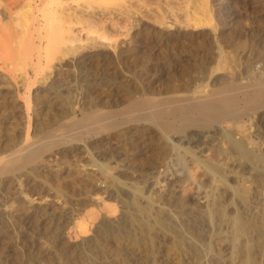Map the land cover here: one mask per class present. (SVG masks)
Returning a JSON list of instances; mask_svg holds the SVG:
<instances>
[{
	"label": "rangeland",
	"instance_id": "1",
	"mask_svg": "<svg viewBox=\"0 0 264 264\" xmlns=\"http://www.w3.org/2000/svg\"><path fill=\"white\" fill-rule=\"evenodd\" d=\"M176 1L63 0L74 28L88 33L37 78L61 74L76 90L75 111L64 115L67 94L40 100L31 146L22 102L0 94V160L41 150L0 175V264H264V113L239 102L238 120L174 140L146 116L209 90L212 79L219 87L264 74V0ZM174 7L177 21L166 11ZM15 75L20 85L24 71ZM2 78L0 68L6 92ZM71 118L83 124L67 127ZM227 134L242 141L245 159Z\"/></svg>",
	"mask_w": 264,
	"mask_h": 264
},
{
	"label": "bare ground",
	"instance_id": "2",
	"mask_svg": "<svg viewBox=\"0 0 264 264\" xmlns=\"http://www.w3.org/2000/svg\"><path fill=\"white\" fill-rule=\"evenodd\" d=\"M97 1L105 3V4H107L109 1L115 2V0H97ZM155 1L158 2L160 0H155ZM131 2L130 4H132ZM183 2H184L183 0H177L176 1L177 4L172 2V5L176 4L177 6H182L180 4ZM62 3H63V0H0V68L1 70H3L4 77H5V78H2L3 79L2 81L6 82L8 86L7 91L6 92L0 91V94L2 95L3 93H5L4 96L7 95L8 97L12 98L13 105H16V104H19V102L20 103L22 102L21 104L24 107V113H25L24 116L26 117V121H27V129L25 132L27 146L32 145L31 144L32 141L29 142L30 136L32 135L31 133L33 132V129L30 127L31 119L43 111V108L41 107L37 108L38 102H40V100L43 101L46 98H50V96L52 95L59 97L61 95L67 94L68 96H71L70 98L71 106L66 112H64V115L73 116L74 111H75L74 105L76 103V97H77L75 94L76 90L74 91L72 87L62 82L61 80L62 78L60 76L61 74L59 76H54L46 84L42 83L45 81V80L42 81L43 78H37L38 75H40L45 68H50V64L56 58L59 59L57 55L61 54L65 56V55L73 54L74 56V53L78 51V48H77L78 46L75 45L76 46L75 48L73 44L76 43L80 39L79 34H81L82 32L88 33L87 29H85V31L81 30V29L84 30L83 27L81 29H79V27L78 29L74 28V24L77 23L78 17H75L73 14H71L72 12L71 13L65 12ZM176 5L175 7L177 8ZM183 5H185V3ZM125 6L122 7L123 9H121V13L123 12L122 10H124L123 13L126 14V11L128 8L126 7L127 8L126 9ZM204 6L207 7L208 5H204ZM175 7L170 8V9L168 8L169 10L168 9L166 10L167 15H169L168 17L169 19L172 18L175 20L178 17V15H180V13L182 14L181 12L182 10L180 9V13H179V8L178 10H175L176 9ZM186 7L187 5L184 7V10ZM124 8L126 9V11ZM189 8L190 7H187L186 9H189ZM203 11L205 12V10ZM188 17H189V14H188ZM185 18H187L186 15H184V19L182 18L183 20L181 22L184 23ZM180 19H181V16H180ZM197 19L198 18H196V20ZM178 21H179V18H178ZM186 22H189V21L187 20ZM200 22L202 23V21ZM177 26H179V24ZM177 29H180V28L178 27ZM211 31L209 33H211V36H212V33L214 32H211ZM17 68H21L24 71V78L22 79V82L20 83V85L16 81L15 71L17 70ZM38 80L40 81V83H42L41 85L39 84ZM47 80L48 78L46 79V81ZM231 81L232 82H230V84L228 85H225V83L220 82L219 87H215L216 80L212 79L211 82L206 85V86H210L209 90L201 89V91L197 93L198 95L196 94L197 96L195 97L190 96V100L187 97L180 98L178 96H174L169 99V105L166 108L162 107L163 108L162 110V108L159 105L161 109L158 108L157 110V108H155L154 106L153 109L155 108L154 110L155 111L157 110V111L156 112L153 111L155 113L152 114V116H150L151 114H149L148 112L147 114L149 115L146 114V116L149 118L151 117V120L149 119L148 120L154 127L160 130L163 136L167 135V136L173 137V140H174L190 130H194V129L195 130L196 129L208 130V129L214 128L215 126L221 125L224 121L238 120L243 115L242 113V115H240L239 118H237L236 115H238L240 112L239 113L237 112L238 114H235L236 113L235 108H238L240 106L239 102H242L245 105V106H242V108L244 107L245 109H248V111H253L254 116H257L255 114H259V113L263 114L264 113V74H261L259 77H256L252 80L251 79L246 80V82L244 83L238 82L236 81V79H233ZM15 96L17 97L15 98ZM191 98H193V101H191L192 100ZM144 100H141L138 103L139 106L144 103L143 102ZM152 101L150 100L149 102L155 105L154 104L155 102H152ZM159 102H162V101H157V103ZM164 102L165 101H163V103ZM135 104H133V106H135ZM166 105L164 104V106ZM144 106L143 105L141 106L143 107L142 109H144ZM129 107H132V106H129ZM129 107L127 108V111H125V114L126 112L129 113L128 112ZM141 107H139V109H141ZM149 107L151 108V106ZM156 107H158V105H156ZM134 109L138 110V108H135V107ZM237 111H239V109ZM248 111L246 110V112ZM139 112H141V110ZM96 113L94 114L97 116L98 113L97 114ZM104 113L109 114V116L111 115V111L110 113L108 112H104ZM89 114L92 115V113H89ZM131 114H126V115H131ZM141 114L142 113L138 115H141ZM100 116H103V115H100ZM146 116L143 115L144 118H146ZM247 116H248V113H247ZM84 117L87 118L89 116L88 115L86 116L84 114ZM128 117L133 118V116H128ZM143 117L141 118L142 120H143ZM110 118L112 120V115ZM122 118H125V117H122ZM135 118L137 119V117ZM109 121H106V123L108 124ZM66 122H68V120ZM77 123H79V125L83 124V123L80 124L79 120L77 121ZM77 123L73 118H71L69 119V122L67 123L68 125L67 127L74 128ZM233 123L230 122V124H233ZM109 124L111 125L113 124L112 127L115 126L114 125L115 123L113 122H110ZM237 124L238 123H236V125ZM236 125H235V128H236ZM86 126H89V125H86ZM55 129L52 130V133H51L52 135L53 133H55L54 132ZM58 131H60V133L62 132L60 128L59 130H57V132ZM68 131L66 133H68ZM94 132H96V130H94ZM78 135H75L76 137L72 140L74 141L76 140L80 142L81 140V139L79 140L80 135L79 136ZM227 137L229 138L228 139L229 144H231V146L235 150H237L238 153H240L241 157L245 159L248 155L246 156V152H245L246 150H245V147L242 141L235 139L231 134H227ZM43 142H41L40 145H42ZM171 142L175 143L174 141H171ZM49 143L52 144V142H49ZM35 145L36 144L34 143V146ZM48 146H50V144ZM38 152L34 148L24 154L22 153V150H18L14 153H11L7 158L1 159L0 160V175L3 173V171L8 166H10L9 169L11 170L13 169L11 168L13 166L21 167L22 165L25 164V162L33 161V159L37 157L36 154H38ZM250 156H253V155H250ZM250 156H249V159L250 158L252 159V157ZM245 225L247 224H244V222H242L241 220H237L236 222L237 229L243 234L247 233V231L245 232ZM85 240L86 239L82 238L83 242ZM175 244L177 245V248L179 249L182 248L180 243L177 242ZM251 261L252 263L255 262L253 260ZM251 261L248 262V264L249 263L252 264Z\"/></svg>",
	"mask_w": 264,
	"mask_h": 264
}]
</instances>
